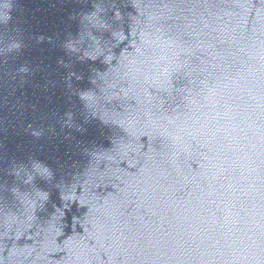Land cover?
I'll return each instance as SVG.
<instances>
[{"label": "water", "instance_id": "water-1", "mask_svg": "<svg viewBox=\"0 0 264 264\" xmlns=\"http://www.w3.org/2000/svg\"><path fill=\"white\" fill-rule=\"evenodd\" d=\"M0 264H264V0H0Z\"/></svg>", "mask_w": 264, "mask_h": 264}]
</instances>
